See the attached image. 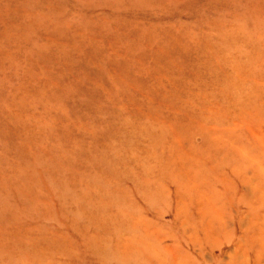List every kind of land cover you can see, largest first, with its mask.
Here are the masks:
<instances>
[{"label":"rangeland","instance_id":"374dc122","mask_svg":"<svg viewBox=\"0 0 264 264\" xmlns=\"http://www.w3.org/2000/svg\"><path fill=\"white\" fill-rule=\"evenodd\" d=\"M0 264H264V0H0Z\"/></svg>","mask_w":264,"mask_h":264}]
</instances>
